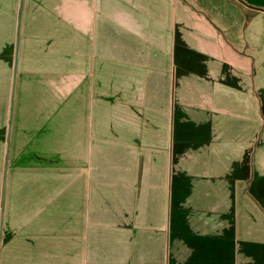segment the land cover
I'll return each instance as SVG.
<instances>
[{
  "label": "crops",
  "instance_id": "obj_1",
  "mask_svg": "<svg viewBox=\"0 0 264 264\" xmlns=\"http://www.w3.org/2000/svg\"><path fill=\"white\" fill-rule=\"evenodd\" d=\"M0 264H264V0H0Z\"/></svg>",
  "mask_w": 264,
  "mask_h": 264
},
{
  "label": "rangeland",
  "instance_id": "obj_2",
  "mask_svg": "<svg viewBox=\"0 0 264 264\" xmlns=\"http://www.w3.org/2000/svg\"><path fill=\"white\" fill-rule=\"evenodd\" d=\"M208 2H210V0H207ZM213 1V3L215 2V0H212Z\"/></svg>",
  "mask_w": 264,
  "mask_h": 264
}]
</instances>
